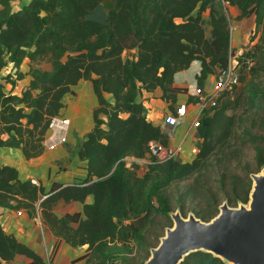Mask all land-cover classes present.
<instances>
[{
	"label": "trees",
	"instance_id": "trees-1",
	"mask_svg": "<svg viewBox=\"0 0 264 264\" xmlns=\"http://www.w3.org/2000/svg\"><path fill=\"white\" fill-rule=\"evenodd\" d=\"M12 1L0 0V148H18L26 159L40 156L51 120L64 106V95L80 80L91 82L97 105L92 111L93 127L79 148L87 160L86 177L73 184L53 183L44 193L31 180H21L15 167L0 165V208L24 210L29 217L39 213L57 239L54 249L59 241L86 247L76 262L115 264L117 245L112 243L123 221L152 213L153 194L199 173L210 157L223 152L235 134L238 111L249 104L243 92L224 93L197 127L199 149L191 162L173 159L149 165L151 186L144 199L135 188L137 174L124 158L145 157L149 141L164 145L169 141L148 118L139 95L159 89L169 112H174L178 96L188 90L174 84L175 73L198 60L201 69L196 81L203 87L216 68L227 66L230 19L225 4L238 7V18L256 16L260 32L242 58L254 61L248 70L252 76L264 75V0H29L17 10H12ZM126 52L134 57H125ZM25 59L32 64L44 61L50 68L30 66L23 72ZM26 76L29 83L20 94L5 93L6 83L14 86ZM104 93H110L113 101ZM257 102L264 111V104ZM250 142L264 147V137ZM248 176L244 184L237 179L229 185L222 182L220 195L207 192L209 206L201 218L214 217L224 195L231 203H247L252 186ZM59 201L79 202L81 211L58 216L54 207ZM17 255L25 256L28 264H48L0 222V264H9ZM180 264L225 263L197 251Z\"/></svg>",
	"mask_w": 264,
	"mask_h": 264
},
{
	"label": "rangeland",
	"instance_id": "rangeland-1",
	"mask_svg": "<svg viewBox=\"0 0 264 264\" xmlns=\"http://www.w3.org/2000/svg\"><path fill=\"white\" fill-rule=\"evenodd\" d=\"M225 13L230 18V28L232 29V53L238 49H243L244 52L249 51L252 48V42L257 40L260 32V27L255 23L256 16L251 14L254 18V27L251 28L248 20L238 21L240 18H234L227 7ZM203 19L206 33L209 35L210 26L207 23V14L203 15ZM124 56L133 58L134 54L126 52ZM239 64L241 65V80L239 85L233 89V94L237 91L243 92L249 98V104L238 111L240 120L235 127L233 138L224 145L223 152H218L208 159L206 167L202 171L185 180L173 182L165 189L153 194L150 197V203L154 209L152 213L144 215L143 219L133 218L123 221L119 234L112 243L117 245L115 252L117 259L113 260L115 264H143L145 256L150 254V249L157 246L160 237L164 235L165 228L172 226L169 212L179 209L184 217L193 213L203 220L201 214L207 212L209 206L207 192L220 195L222 193L220 191L221 183L229 185L235 179L244 184L246 173H249L248 180L252 183L250 174L260 172L264 166V147H255L250 142L258 136L264 137V120L262 123L258 122L263 119L264 111L258 107L257 102L264 104V75L252 76L246 69L244 58L240 59ZM30 66L40 69L50 68L44 61L32 64L26 60L22 65V70L26 71ZM250 96H255L257 101ZM182 156L184 162H191L193 159L189 145L185 146ZM124 162L137 174L138 182L135 188L139 195L145 199L151 186V179H148L150 164L137 162L136 157L133 156L125 157ZM203 189L206 191L203 192ZM224 201L230 206L238 205L231 203L225 195L220 197L219 202L221 204ZM36 225L38 228V224ZM43 229L46 237L44 226ZM85 249V246L76 247V251L71 248H67L66 251L62 249L55 258L53 247V249H47L50 253L45 257V260L48 264H83L84 259L76 263V258L85 253Z\"/></svg>",
	"mask_w": 264,
	"mask_h": 264
},
{
	"label": "crops",
	"instance_id": "crops-1",
	"mask_svg": "<svg viewBox=\"0 0 264 264\" xmlns=\"http://www.w3.org/2000/svg\"><path fill=\"white\" fill-rule=\"evenodd\" d=\"M19 1L21 2L19 3ZM28 1L29 0H13L11 3L12 10L19 9ZM226 7L234 18L238 17L241 13L236 6L225 4V8ZM245 19L248 20L250 27L253 28V16L240 18L238 21L243 22ZM26 60L27 59H25L23 63ZM8 67L10 68L11 65L8 64ZM200 69V61L194 60L188 69L174 74V84L186 86L188 89L187 93L178 96V102L190 96L193 87L197 83L196 77ZM22 71L27 72L28 70ZM29 79L30 77L26 76L22 80H16L14 86L6 83L5 88H9L14 93L20 94L26 89ZM21 81L22 83H20ZM104 96L109 102L113 101L110 93H104ZM138 100L142 101L147 108L148 118L151 122L161 127L160 122L164 115L169 112V109L161 99L160 90L156 89L153 92H142ZM62 101L64 106L60 109L58 117L67 118L69 121L66 136L67 141L64 144L58 145L54 150H44L40 156L31 159H26L18 148H0V165L15 167L18 170V176L21 180L35 179L38 182V186L42 187L44 193L50 191L53 183H60L63 185L78 183L87 175V160L80 155L79 148L86 134L92 129L94 124L92 111L96 107L97 101L91 82L88 80H80L72 87V92L64 95ZM161 129L164 131L162 127ZM181 130L182 129L179 128V132ZM92 199L93 197L89 195L86 201L90 203ZM81 208L82 205L76 201L69 203L59 201L54 207V213L58 216H63L66 213L73 214L74 212L81 211ZM0 222L6 232L12 233L18 240L28 245L38 254L44 255L43 242L36 225L38 224L36 218L29 217L25 212L19 215L17 210L0 208ZM45 229L47 247L48 249H53L57 239L46 227ZM67 248L76 251V248L69 246L64 241H59L54 251L55 258L62 249L66 251ZM9 264H28V259L23 255H17Z\"/></svg>",
	"mask_w": 264,
	"mask_h": 264
},
{
	"label": "water",
	"instance_id": "water-1",
	"mask_svg": "<svg viewBox=\"0 0 264 264\" xmlns=\"http://www.w3.org/2000/svg\"><path fill=\"white\" fill-rule=\"evenodd\" d=\"M250 178L248 202L230 206L224 201L208 221L193 213L184 217L179 209L170 212L172 226L165 228L143 264H180L197 251L225 264H264V166Z\"/></svg>",
	"mask_w": 264,
	"mask_h": 264
},
{
	"label": "built area",
	"instance_id": "built-area-1",
	"mask_svg": "<svg viewBox=\"0 0 264 264\" xmlns=\"http://www.w3.org/2000/svg\"><path fill=\"white\" fill-rule=\"evenodd\" d=\"M232 46V29L230 28V49L227 66L216 68L214 74L210 76L203 87H199L196 83L189 96L191 100L188 97L180 102L177 101L174 112L165 114L160 123L169 143L164 145L158 140L149 141L145 157L136 158L137 162L153 164L173 159L184 162L181 154L184 152L186 145H189L190 153L194 159L199 149L200 138L197 133V127L201 119L208 113H212L224 93L232 92L240 83L241 65L239 61L243 57L244 51L243 49H238L235 53H232ZM244 64L247 65L246 69L249 70L254 61L248 58L244 61ZM14 71L12 70L11 74ZM4 91L7 94L11 92L9 88H5ZM68 124L67 118H61L58 115L52 118L50 127L42 142L44 150H54L58 145L67 141ZM179 128L182 129L180 132ZM31 181L38 185L35 179ZM17 213L21 215L23 210H17ZM35 218L38 221L39 235L43 242V256L45 258L50 252L47 250L44 225L40 220L39 213L36 214Z\"/></svg>",
	"mask_w": 264,
	"mask_h": 264
}]
</instances>
